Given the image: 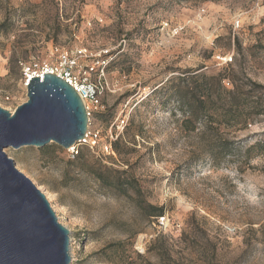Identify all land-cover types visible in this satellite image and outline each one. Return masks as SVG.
Wrapping results in <instances>:
<instances>
[{
	"label": "rangeland",
	"instance_id": "1",
	"mask_svg": "<svg viewBox=\"0 0 264 264\" xmlns=\"http://www.w3.org/2000/svg\"><path fill=\"white\" fill-rule=\"evenodd\" d=\"M72 60L104 86L99 146L5 148L69 230V264H264V0H0V107L27 101L24 67ZM187 70L237 86L240 119L178 132ZM136 130L128 165L102 153ZM98 163L126 170L119 186Z\"/></svg>",
	"mask_w": 264,
	"mask_h": 264
},
{
	"label": "water",
	"instance_id": "2",
	"mask_svg": "<svg viewBox=\"0 0 264 264\" xmlns=\"http://www.w3.org/2000/svg\"><path fill=\"white\" fill-rule=\"evenodd\" d=\"M26 89L27 101L14 112L0 107V264H69V230L5 148L54 142L68 149L82 140L88 116L75 88L57 74L31 76Z\"/></svg>",
	"mask_w": 264,
	"mask_h": 264
},
{
	"label": "trees",
	"instance_id": "3",
	"mask_svg": "<svg viewBox=\"0 0 264 264\" xmlns=\"http://www.w3.org/2000/svg\"><path fill=\"white\" fill-rule=\"evenodd\" d=\"M225 78L226 76L221 73L208 76L203 72L195 73V71L187 70L170 82L173 88L171 97L176 101L177 109L182 116L177 120L178 132H194L202 126V123L220 126L223 121L228 119H240L239 108L241 107V102L238 98L239 90L233 84L232 89H224L221 82ZM215 85L218 87L222 86V95L220 92L217 94L214 89ZM137 134L138 131L136 130L130 137H127L128 139L120 134L112 141L114 152L121 157L125 165H128V160L124 158L125 155L135 151V148L129 147L125 143H135L133 136ZM76 157L82 160L84 159V154L80 153ZM98 164L113 175L112 183L115 186H119V176L125 173L126 170L113 169L101 163ZM94 173L97 175V179L102 177L98 170H94ZM153 209L155 211L149 212L150 216H161L163 214L162 207H153Z\"/></svg>",
	"mask_w": 264,
	"mask_h": 264
},
{
	"label": "built area",
	"instance_id": "4",
	"mask_svg": "<svg viewBox=\"0 0 264 264\" xmlns=\"http://www.w3.org/2000/svg\"><path fill=\"white\" fill-rule=\"evenodd\" d=\"M160 28L162 31H169L171 29L168 23L166 22H162ZM172 31L175 33H178L179 29L174 28L172 29ZM65 59H66V56H65ZM229 60H231V58ZM72 61H73L72 63L70 61L68 69L63 70V72L59 71L58 68L55 67V68H50L49 70L38 73L31 66H26L23 68L24 74L26 75L25 84L28 83L30 74L32 76L42 77L44 72H50V73L61 76L75 88V90L77 91V93L79 94V96L81 97L83 101L85 110L87 112V116L89 118L92 110L99 105L100 95L103 93L104 86L100 80L92 81V80H89L87 76L80 77L79 75L73 73L71 68L74 65H76V61L75 60H72ZM123 123H124V119L120 118L117 122V127L120 125L122 126ZM79 145H86L91 149L97 148L99 146V132L92 131L89 128H87V131L84 134L82 140L77 141L75 144L69 147V151L77 154ZM100 148L102 150V153L106 155L114 154V151L112 148V140H109L103 143L100 146Z\"/></svg>",
	"mask_w": 264,
	"mask_h": 264
},
{
	"label": "bare ground",
	"instance_id": "5",
	"mask_svg": "<svg viewBox=\"0 0 264 264\" xmlns=\"http://www.w3.org/2000/svg\"><path fill=\"white\" fill-rule=\"evenodd\" d=\"M32 75L30 74L29 78L31 77Z\"/></svg>",
	"mask_w": 264,
	"mask_h": 264
}]
</instances>
